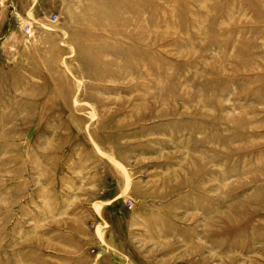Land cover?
Segmentation results:
<instances>
[{"label": "rangeland", "instance_id": "374dc122", "mask_svg": "<svg viewBox=\"0 0 264 264\" xmlns=\"http://www.w3.org/2000/svg\"><path fill=\"white\" fill-rule=\"evenodd\" d=\"M0 264H264V0H4Z\"/></svg>", "mask_w": 264, "mask_h": 264}, {"label": "built area", "instance_id": "2783aa9c", "mask_svg": "<svg viewBox=\"0 0 264 264\" xmlns=\"http://www.w3.org/2000/svg\"><path fill=\"white\" fill-rule=\"evenodd\" d=\"M0 4H2V3L0 2ZM31 32H32V29H31V26L29 25V27L27 28V33L29 34Z\"/></svg>", "mask_w": 264, "mask_h": 264}, {"label": "crops", "instance_id": "0c3cea01", "mask_svg": "<svg viewBox=\"0 0 264 264\" xmlns=\"http://www.w3.org/2000/svg\"><path fill=\"white\" fill-rule=\"evenodd\" d=\"M3 1H4V0L0 1V2L2 3V4H0V5H3Z\"/></svg>", "mask_w": 264, "mask_h": 264}]
</instances>
